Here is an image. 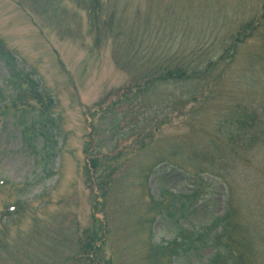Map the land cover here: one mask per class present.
Wrapping results in <instances>:
<instances>
[{
	"label": "rangeland",
	"instance_id": "rangeland-1",
	"mask_svg": "<svg viewBox=\"0 0 264 264\" xmlns=\"http://www.w3.org/2000/svg\"><path fill=\"white\" fill-rule=\"evenodd\" d=\"M99 5L90 24L80 0H0V41L51 97L56 126L50 149L35 137L37 107L1 109L15 89L0 57V182L21 184L16 194L0 191V264H76L93 215L108 230L105 260L149 264L150 239L176 230L163 212L149 214L153 200L196 188L201 204L177 226L202 231L228 212L243 264H264V0ZM131 44L157 48L147 51L156 68L180 53L198 71L218 65L196 80L147 87L149 68L113 60L114 45L125 57ZM236 114L258 122L240 127ZM33 123L28 144L22 131ZM16 199L22 210L5 213Z\"/></svg>",
	"mask_w": 264,
	"mask_h": 264
},
{
	"label": "trees",
	"instance_id": "trees-1",
	"mask_svg": "<svg viewBox=\"0 0 264 264\" xmlns=\"http://www.w3.org/2000/svg\"><path fill=\"white\" fill-rule=\"evenodd\" d=\"M82 3L87 5L86 10L89 15L93 17V21L96 22L99 18V14L96 11H99V0H81ZM264 15V13H263ZM249 26L242 28L238 36L235 38L236 42L244 41L247 38V33L249 32ZM251 36V35H250ZM133 50L138 51L139 48L135 45L132 47ZM133 52V51H132ZM0 55L6 61L9 69V76L7 82L15 89V96L12 101H10V106L16 108L18 104H23V102L28 100L34 101L35 104H39L40 108L37 110L38 116L37 120L39 123L37 125H44V129L38 130L39 135L43 136L47 143V148L51 149V144H54V141L51 137L53 133V121L49 118L46 119L48 111V103H43L41 92L34 82L30 79L28 74L20 73L14 64V59L12 55L6 50L2 41H0ZM132 61L135 59L134 52L132 54ZM183 54L177 55L169 60L160 61L157 65L154 63V58L152 55L146 53L143 55L145 68H149L148 81L146 86L155 84L156 82L162 81H178V82H187L190 80H196L199 76H206L209 69L217 66L218 63L215 61H209L206 63L204 73L198 71V66L195 65V61L183 60ZM130 59L127 61L123 59V65L132 64ZM198 73V74H197ZM145 90V86L142 89ZM50 102V99H49ZM181 102V101H180ZM8 105V106H9ZM28 106V104H25ZM30 106V105H29ZM24 111L22 115L25 113ZM235 124H239L240 127L244 126L251 121L253 125L258 122L257 118H250L243 123V120L240 115L236 114ZM260 120V119H259ZM35 123L30 124L28 128H24L22 131L24 138L28 144L34 142V133H32V127ZM245 128V127H244ZM243 129V128H242ZM240 131V128L237 129ZM37 131V132H38ZM237 133H229L230 137H233ZM90 165L95 168L96 161L90 160ZM171 200L165 203L164 199L161 198L158 201L153 200L150 213L155 211L163 212L164 219L172 221L173 227L176 226L174 235L169 241L156 243L150 239L149 242V264H243L242 251L239 248L240 242L235 237V230L231 227L230 217L228 212L223 216H220L206 229L187 231L183 227L177 225L183 219H187L188 216L192 215L196 210L195 207L201 202L198 188L190 194H180V195H170ZM201 204V203H200ZM220 228V231H217V228ZM104 227L100 222L93 220L92 229L84 233L81 243V256L78 258L76 264H112L111 261L105 260L103 248L105 243L104 239ZM150 232V231H149ZM207 237V240L205 239ZM209 251L205 258H200L203 251ZM86 256V257H85ZM82 259V260H81Z\"/></svg>",
	"mask_w": 264,
	"mask_h": 264
}]
</instances>
